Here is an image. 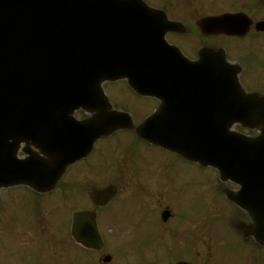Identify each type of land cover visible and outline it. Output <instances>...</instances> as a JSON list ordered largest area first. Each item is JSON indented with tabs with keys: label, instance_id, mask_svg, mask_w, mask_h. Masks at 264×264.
<instances>
[{
	"label": "flooded vegetation",
	"instance_id": "obj_1",
	"mask_svg": "<svg viewBox=\"0 0 264 264\" xmlns=\"http://www.w3.org/2000/svg\"><path fill=\"white\" fill-rule=\"evenodd\" d=\"M150 2L156 3L153 5L165 12V16H154V19L167 18L173 22L171 31L165 35L163 43L176 47L187 59L197 60L198 51L206 47L220 46V36L206 37L198 27V21L203 16L213 14H202L200 1ZM260 5H253V9L243 8L242 12L253 22L264 20V5L259 7ZM236 12L239 11H233ZM157 27L161 25H153L154 29ZM263 37L264 33L252 31L247 39L257 38L253 41L264 48ZM251 51L246 62L241 61L246 67L262 65L264 53L257 52L258 49ZM103 90L109 101L107 108L113 112L127 111L136 122L154 112L168 117L184 116L178 114L179 109H186L185 114L192 116L190 114L194 113L196 108L194 96H183L177 87L165 89L163 93L154 96H141L134 94L126 82L121 81L106 83ZM199 109L197 106L198 113ZM75 115L78 119H85L87 116L82 111H77ZM129 140L131 144L124 148L125 152L121 159V155L116 152L117 147L110 145ZM148 150L161 152L166 156L158 158L147 153ZM42 151H45L44 148ZM46 152L48 155L57 156L55 149ZM47 154H42L44 160L48 159ZM130 155L133 158H130ZM74 157L79 159L72 164L68 158L57 162L68 167L51 191L38 193L25 187L2 191L0 264H116V254L122 256L118 264H252V249H249L251 254L228 257L229 246L225 240L217 239L219 236L217 231L206 230L201 216L206 214V210L216 213L220 210L219 207L211 209L203 207L201 197L194 189L192 190L195 202L187 206L180 202L179 198L187 196L188 183L180 177L174 179L167 175L168 162L174 161L177 166L191 165L199 169L197 165L189 164L177 154L151 145L130 132H117L110 137L99 139L90 153L82 152ZM109 165H113L118 171L116 196L107 203H104L105 199L95 202L91 190L93 187L106 186L108 180L105 177ZM97 175L101 177L97 178ZM201 182L200 180L199 183ZM20 196H23V199ZM132 196L138 202H142V208L146 209L145 213L144 209L141 214L140 211L133 213L130 209L129 222L125 225L117 226L110 222L106 213L112 205ZM20 206L26 208L28 212L23 220L18 213ZM77 212H84L86 215L80 219L76 229L80 233L91 234L94 224L102 243L100 249L85 248L73 239V215ZM145 214V219L147 217L154 219L153 228L140 227L141 217ZM218 214H230L232 217L240 213L229 206ZM231 217L226 218L228 222ZM8 221L14 222L15 227L12 230L7 229ZM229 225L232 228L234 223L231 222ZM142 232L145 235L149 234V239L142 247L136 248L139 255L135 256L133 253L130 258L123 244L134 237L139 238ZM229 234L231 235V232ZM8 235L12 236L10 240ZM10 242L14 243L13 247L8 246ZM239 245L244 249L249 247L240 243ZM26 246L27 249L23 251ZM27 252H33L36 257L24 259L22 254ZM41 253L44 255L42 259L37 257ZM40 260L43 261L40 263Z\"/></svg>",
	"mask_w": 264,
	"mask_h": 264
},
{
	"label": "water",
	"instance_id": "obj_2",
	"mask_svg": "<svg viewBox=\"0 0 264 264\" xmlns=\"http://www.w3.org/2000/svg\"><path fill=\"white\" fill-rule=\"evenodd\" d=\"M61 4H71L79 11L66 17L69 9L60 15L57 9ZM150 10L142 0H0V188L27 184L39 191L49 190L41 185V178L47 177L45 182L50 185L55 183L52 166L42 164L37 157L31 162L16 158L20 142H28L23 137L32 139V144L39 147L42 135L54 136L59 128L61 109L55 107L56 97H65L61 108L69 101L67 98L80 95L78 90L88 91V84L92 83L94 88L104 79H120L132 69L119 65L120 55L117 71L107 76L102 55L88 43L92 33L85 23L95 26V17L107 36L124 29V35L133 40L136 35H147L149 29L126 28L124 17L132 15V22L138 24L141 18L147 24L151 21L144 16L150 15ZM204 21L210 32L245 31L243 21L227 16ZM97 38L103 39L101 34ZM233 68L223 56L218 65L211 61L200 68L209 74V79L201 80L199 89L205 91V104L211 111L216 105L219 119L217 147L209 156L215 154L214 165L222 175L238 176L250 191H255V196L250 194L248 199L252 208H263L264 102L256 95L244 93ZM235 123L259 126L260 135L250 139L232 133L230 127ZM86 126L91 129L90 122ZM96 128L99 132L113 127L94 125L93 139L97 136Z\"/></svg>",
	"mask_w": 264,
	"mask_h": 264
},
{
	"label": "bare ground",
	"instance_id": "obj_3",
	"mask_svg": "<svg viewBox=\"0 0 264 264\" xmlns=\"http://www.w3.org/2000/svg\"><path fill=\"white\" fill-rule=\"evenodd\" d=\"M69 9L70 11L66 13V17L69 14L76 15V13L79 11L77 10L78 7L76 9L74 7L72 8L71 4H68L67 6L61 4L59 9H57V11L61 15L64 14ZM144 18L149 20L147 17ZM68 19L70 20L72 19V17H69ZM132 19L133 16L128 15V17L124 20L123 25H125L126 28H131V29L137 27L143 28V26L145 25V28L149 29V33L147 35H142L143 42L141 44V51L139 53L131 54L132 51L129 49V46L127 44L131 43L132 39L131 37H127L124 35V31H125L124 29L123 30L119 29V32H117L114 36L109 37L104 33L103 28L96 24L95 17H94L95 26H91L87 22L85 23V28L87 29V31H90L92 33L90 36H88V43L90 44V46L93 47V49L98 54L102 55L105 67L108 71L113 73L117 71L118 69L117 61L119 56L121 55L124 57L126 63L128 64H133V61H144L151 64L152 66H155V68H159L160 73H157L154 71V69L153 70L151 69L150 71L151 77L149 79V82L150 83L156 82L157 84H161L162 82H160L161 80L160 77L162 76V73L165 70V66L159 55H157L155 52L157 46L154 44V42L157 41L158 39V29L157 28L154 29L151 23L145 24L144 19L140 18L138 24H136V22H132ZM98 34H101V36L103 37L102 40H98L97 38ZM137 41L138 40L134 39L130 45L134 50L136 49ZM107 47L109 48V50H106ZM110 48H112V50H110ZM88 87L90 88L86 92H82L78 90L77 92H79L80 94L79 96L74 95L71 100L67 101L65 104L61 106L60 115L62 118L58 128V139H59L58 147H61V149L57 153L58 159H63L66 155L65 150L68 148V144H67L68 136L72 135L71 146H77L79 148H81L82 146L81 138L73 130L75 128V125L72 124L70 121H68L67 117L70 111L81 106V104L85 102L86 99H90L96 96L97 94L96 87L92 89V86L90 84H88ZM192 91H194L200 99H203L202 96L205 95V91L203 89H197V90L192 89ZM56 101L57 103H55V107H58L61 103L65 101V97H56ZM185 113H186V109L178 110V114L186 115ZM250 185L255 187V185L252 183ZM243 189L245 195L243 201L244 200L247 201L250 198V194H253V196H255V191L254 190L250 191V187L248 185H244Z\"/></svg>",
	"mask_w": 264,
	"mask_h": 264
},
{
	"label": "rangeland",
	"instance_id": "obj_4",
	"mask_svg": "<svg viewBox=\"0 0 264 264\" xmlns=\"http://www.w3.org/2000/svg\"><path fill=\"white\" fill-rule=\"evenodd\" d=\"M217 10H219V9L217 8ZM246 44H247V42H246ZM255 74L257 75V72H255ZM235 129L240 131V132L247 133L246 130L239 129V128H235ZM125 145H127L126 141L121 143L120 151L125 147ZM147 153L152 154L153 156L158 157V158H165V156H166L164 153L153 151V150H148ZM121 159H122V155H121ZM109 160H111V157L109 158ZM166 173L168 176H170L171 178H174V179L176 177L177 178L180 177L184 182L188 183L190 188L194 187L197 191H199L202 195V200H203V203H204V206L206 209L217 208V207L223 206L221 204L220 200L215 197V194L213 192L214 187H215V176L213 175V173L210 169H205V171L197 172L190 166H177V164L174 161H170V162H168V169L166 170ZM96 177L98 178L101 176L97 175ZM200 180L202 181L201 183H199ZM186 192H187V196L185 198H181V199L179 198L180 202H182V205H184V206H187V205L191 204L192 202L196 201V198L193 195L192 189H188V190H186ZM20 195H22V194H20ZM20 197H21V199H23V196H20ZM130 209L133 213L140 211V214H141V212H143L144 208H142L141 202H137L135 200H130V198H128V199L123 200V201L115 202V204L107 211L106 217L109 219L110 222L116 224L117 226H122V225H125V223L129 222L128 211H130ZM144 211H145V209H144ZM18 213L21 215L22 220L28 214L27 209L22 208L21 206H20V210H18ZM149 214H148V216H149ZM189 215H191V214H189ZM206 215H212V214H206ZM191 216H193V215H191ZM195 216H197V215H195ZM145 218H146V214L141 217L140 227L153 228L154 222H155L154 219L152 220L151 217H147V219H145ZM14 227H15L14 222L8 221L7 229L12 230ZM218 231L223 232L224 230L222 228H220ZM11 237H12L11 235H8V240H10ZM148 239H149V234L146 233V235H145L144 232H142V234L139 236V238L136 239L134 237V238L130 239L128 242H126L125 244H123V246L125 248V252H127V251L129 252L130 258L133 255V253L135 254V256L139 255V253L136 251V248L142 247ZM6 244H7V242H6ZM8 246L13 247L14 243L10 242L8 244ZM120 246H122V245H120ZM27 247L28 246H26L23 251H25L27 249ZM22 257L26 260H30L36 256L33 254V252H27V253L22 254ZM37 257L42 259L44 257V255L41 253ZM120 258L122 259V256L120 254L115 255L116 264H118V261ZM42 261L43 260H40L39 262L41 263Z\"/></svg>",
	"mask_w": 264,
	"mask_h": 264
}]
</instances>
